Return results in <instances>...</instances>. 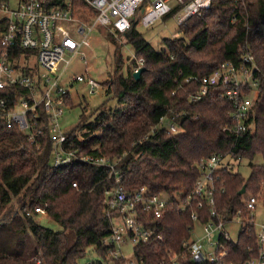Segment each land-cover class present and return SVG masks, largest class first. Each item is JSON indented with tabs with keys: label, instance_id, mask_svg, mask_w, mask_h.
<instances>
[{
	"label": "trees",
	"instance_id": "trees-1",
	"mask_svg": "<svg viewBox=\"0 0 264 264\" xmlns=\"http://www.w3.org/2000/svg\"><path fill=\"white\" fill-rule=\"evenodd\" d=\"M82 19L91 21L92 15ZM101 27L115 45L104 83L117 103L104 101L88 115L87 106L82 108L78 124L65 130V147L75 151L71 161L53 164L54 143L43 107L36 119L43 128L38 142H31L17 122L0 117V264H37L39 259L41 264H87L81 259L90 246L107 260L113 244L105 239L119 211L108 208L107 190L119 185L127 191L145 186L150 194L168 198L161 217L139 206V217L156 229L153 237L134 246L145 264H243L259 256L254 208L246 200L255 195L264 202V162L252 161L257 154L264 157V0H212L180 27L182 35L163 37L161 48L142 31L120 33L135 49L127 68L119 35ZM243 43L255 55L259 86L248 128L237 133L225 128L234 122L232 100L215 88L193 101L190 93L197 84L185 79L209 74L226 61L239 63ZM138 66L145 69L136 78ZM9 89L11 103L28 91L20 85ZM253 90L248 87L246 92ZM67 106H74L71 92ZM170 110L182 113L176 119L178 131L161 124ZM213 154L226 160L213 174L218 215L211 213L208 200L200 206L195 196L181 207L202 176L198 164ZM85 155L105 156L113 165L85 161ZM243 157L251 159L248 177L232 168V159ZM38 206L62 229L43 224ZM194 212L201 223L242 218L236 239L220 234L219 249L226 253L216 261L196 262L184 245L195 230ZM70 230L76 233L73 242Z\"/></svg>",
	"mask_w": 264,
	"mask_h": 264
},
{
	"label": "built area",
	"instance_id": "built-area-1",
	"mask_svg": "<svg viewBox=\"0 0 264 264\" xmlns=\"http://www.w3.org/2000/svg\"><path fill=\"white\" fill-rule=\"evenodd\" d=\"M79 1L0 0V117L17 122L29 133L31 142H38L43 128L38 126L39 120L36 119L39 107H43L48 115L50 136L54 143L52 159L56 166L71 161L75 152L65 147L67 134L62 119L67 108V94L71 91L63 78L71 58L81 51L86 42L88 32L97 26H106L119 35L133 29L141 31L168 18H174L181 27L212 4V0H82L86 3L85 7ZM89 15H92L91 21L82 19ZM240 51L239 63L226 61L209 74L189 75L185 79L197 84V89L190 93L193 101L203 98L215 88L221 89V96L232 100L231 117L234 122L225 128L237 133L248 128L247 120L259 86L256 77L259 67L255 55L244 43L240 45ZM67 54H70V59H66ZM74 80L87 81L91 86L90 91L100 86L96 79L83 74H78ZM13 85L23 86L28 91L17 95L11 103L8 96L11 93L9 88ZM248 87L254 88L252 93L246 92ZM180 115L181 112L170 110L161 117V124L171 131H178L180 126L176 119ZM83 159L113 165L105 156L85 155ZM224 160V155L213 154L198 164L202 176L191 194L180 204L181 207L185 208L195 196L200 198V206L204 200H208L211 213L218 215L214 207L213 174ZM73 184L77 185V182ZM107 196L108 208L119 209L112 233L105 239L113 246L107 260L98 255L97 260L87 264H145L136 257L135 252L132 257H127L124 245L130 243L134 247L156 234L155 227L145 225L139 217L138 209L141 205L145 211L161 217L167 209L168 198L162 194H150L145 186L127 191L122 185L108 189ZM257 202L255 195L246 200L250 208H255ZM36 212L46 214V210L40 206L36 207ZM192 215L199 221L196 212ZM202 224L209 240L216 228L220 230L219 236L222 231L229 234L223 221L217 223L211 219ZM259 242V256L248 258L243 264H264V223L261 224ZM184 245L196 262L216 261L226 253L225 249H219V237L215 252H206L202 238L194 239L191 236L184 240ZM176 257L177 254L174 259ZM37 264H41L40 259Z\"/></svg>",
	"mask_w": 264,
	"mask_h": 264
},
{
	"label": "rangeland",
	"instance_id": "rangeland-1",
	"mask_svg": "<svg viewBox=\"0 0 264 264\" xmlns=\"http://www.w3.org/2000/svg\"><path fill=\"white\" fill-rule=\"evenodd\" d=\"M144 32L145 37L155 46L161 48L164 46L163 37L182 35L180 27L176 23L174 18H168L167 20H161L156 22L151 27H144L141 29ZM122 43L121 51L126 59V67H130L131 59L135 54V49L132 44L128 43L123 36H118ZM115 45L107 38L101 26H97L87 34V39L79 53L75 54L72 58L70 54L66 55V59H70L69 66L66 69L63 81L69 87L74 100V106H67L64 118L62 119V126L65 130H70L76 126L80 120L82 108L87 106L86 114H91L98 108L104 101L114 105L117 103L115 98H112L106 91V85L104 81L109 77V71L112 69L114 62ZM78 74H83L86 77H93L96 79L100 86L96 87L94 91L91 90V86L85 80H74ZM226 160H224L225 162ZM251 159L243 157L240 159H232V168L240 171L244 176L248 177L252 168L250 166ZM253 162H264V157L261 154H257ZM255 222L258 233L261 232V224L264 223V202L259 200L254 208ZM47 214L41 213L37 217L40 221L53 227L55 229H62V225L49 220L46 217ZM242 227V218L237 216L231 221L225 224V229L229 235L236 239ZM220 230L216 228L213 231L212 238L205 235L206 231L204 225L196 221L195 230L192 234L194 239L202 238L203 247L206 252H215L216 241L219 237ZM71 242L76 238V233L73 230L69 231ZM125 246V247H124ZM124 252L127 257L134 255V247L128 243L124 245ZM98 255L94 246H90L86 255L81 259L82 263H89L93 260H97Z\"/></svg>",
	"mask_w": 264,
	"mask_h": 264
},
{
	"label": "water",
	"instance_id": "water-1",
	"mask_svg": "<svg viewBox=\"0 0 264 264\" xmlns=\"http://www.w3.org/2000/svg\"><path fill=\"white\" fill-rule=\"evenodd\" d=\"M144 69H145V67H144V66H141V67H139L138 70H135V73H134L135 77H136V78H139L140 75H141V73L143 72ZM245 191H246V184H245V185L243 186V188L240 190V193L242 194V193H244Z\"/></svg>",
	"mask_w": 264,
	"mask_h": 264
},
{
	"label": "crops",
	"instance_id": "crops-1",
	"mask_svg": "<svg viewBox=\"0 0 264 264\" xmlns=\"http://www.w3.org/2000/svg\"><path fill=\"white\" fill-rule=\"evenodd\" d=\"M64 118V117H63Z\"/></svg>",
	"mask_w": 264,
	"mask_h": 264
}]
</instances>
